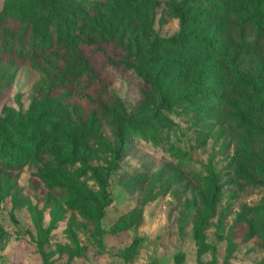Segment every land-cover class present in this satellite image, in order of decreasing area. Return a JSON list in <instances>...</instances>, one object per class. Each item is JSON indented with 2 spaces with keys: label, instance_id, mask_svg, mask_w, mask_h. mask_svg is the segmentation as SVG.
<instances>
[{
  "label": "rangeland",
  "instance_id": "obj_1",
  "mask_svg": "<svg viewBox=\"0 0 264 264\" xmlns=\"http://www.w3.org/2000/svg\"><path fill=\"white\" fill-rule=\"evenodd\" d=\"M11 1L9 22L20 24L27 41L20 0ZM182 1L96 0L109 9L102 25L113 28L102 39L97 19L86 20L92 41L83 38L63 56L72 58L69 65L56 54L50 63L0 56V120L35 106L38 113L52 110L56 124L22 169L0 165V264H264V45L244 44L235 62L225 63L221 98L193 94L200 58L171 92L172 105L160 109L137 60L150 56L157 38L181 31L174 7ZM6 2L0 0V11ZM53 66L63 72L73 66L86 81L91 70L95 81L47 100L42 69ZM106 90L123 105L108 100ZM113 118H127L136 129L125 124L127 149L107 176L118 147ZM96 172L107 178L109 195ZM133 212L141 216L116 232L131 224Z\"/></svg>",
  "mask_w": 264,
  "mask_h": 264
},
{
  "label": "trees",
  "instance_id": "obj_2",
  "mask_svg": "<svg viewBox=\"0 0 264 264\" xmlns=\"http://www.w3.org/2000/svg\"><path fill=\"white\" fill-rule=\"evenodd\" d=\"M25 0H20L18 16L22 23L27 24L24 33L27 41L19 37V26L9 22L14 4L7 0L4 8L0 11V56L12 60L40 62L42 59L50 63V58L57 55L60 60L66 59L63 56L69 51L79 48L83 38L92 41L90 32L86 33V20L97 19L102 32L99 33L102 39L109 37L108 31L112 30L102 25L106 19L105 12H109L105 4L95 3L96 0H29L27 6ZM105 1V0H104ZM137 6L146 3V0H132ZM211 4V8L204 6ZM264 0H183L175 5L174 11L181 20V31L170 38H157L150 51V56L138 58L140 70L145 81L154 86L161 98L159 108H167L172 105L171 92L176 89L178 82L187 79L190 68L196 67L200 62V70L195 75L194 95L212 96V99L221 98L222 94L219 80L224 76L223 68L225 63L232 64L239 56L244 44L257 49V46L264 45ZM89 8V9H88ZM13 14V15H12ZM114 16V13H111ZM101 19V21H100ZM46 22L47 25L44 24ZM26 33H29V38ZM90 35V36H89ZM33 38L29 42V40ZM236 44V52L229 55L230 49ZM88 45V44H86ZM64 50V51H63ZM58 51L60 53H55ZM241 57L245 61L250 52ZM82 53V52H81ZM140 53V52H139ZM55 57V56H54ZM84 58V56H83ZM80 55L77 61L85 67ZM72 58L66 59L70 63ZM85 60V58H84ZM55 61H57L55 59ZM54 71L43 68V83L47 90L42 94L45 99H50L56 90H71L77 86L84 90L92 87L95 75L89 70L88 79L75 71V67H69L65 72ZM173 71L168 85L165 80L167 74ZM77 72V73H76ZM40 94V92H39ZM107 99L113 104L123 105L121 99L114 98L109 90L105 91ZM104 94V95H105ZM35 103V102H34ZM122 103V104H121ZM96 106L105 113H109L112 107L107 101L98 100ZM214 110V107L210 108ZM113 110L111 115L113 116ZM52 110L37 112L34 108L25 115L15 117L9 113L0 120V165L6 169H22L30 160L31 152L37 151L36 144H41L45 137V130L51 126L56 128L52 120ZM116 118V115H115ZM113 118L110 122L111 129L117 139L118 147L113 151L114 164L107 169V176L118 169L121 165V158L127 149L128 123L131 129L135 130L131 121L124 118L119 121ZM152 127V124H149ZM264 136V130L261 132ZM143 136L147 137L145 134ZM260 170L264 173V153ZM104 195H109L108 180L98 172L95 173ZM107 203L102 205L100 215L104 213ZM140 213L133 212L131 224L119 226L117 231L133 225ZM52 227V225H51ZM50 229V228H49ZM200 237V228L196 232ZM138 243V239L134 244Z\"/></svg>",
  "mask_w": 264,
  "mask_h": 264
}]
</instances>
